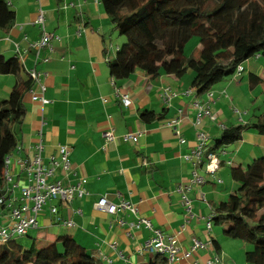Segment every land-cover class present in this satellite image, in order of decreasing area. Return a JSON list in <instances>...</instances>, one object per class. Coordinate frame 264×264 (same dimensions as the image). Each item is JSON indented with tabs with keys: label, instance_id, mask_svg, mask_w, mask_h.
<instances>
[{
	"label": "crops",
	"instance_id": "obj_1",
	"mask_svg": "<svg viewBox=\"0 0 264 264\" xmlns=\"http://www.w3.org/2000/svg\"><path fill=\"white\" fill-rule=\"evenodd\" d=\"M6 1L15 18L10 30H0V54L6 58L19 55L21 76L25 78L35 70L40 73L39 84L44 86L42 93L39 84L31 80L32 87L22 96L25 112L15 129L17 147L10 154L11 182H6L5 187L7 190L14 184L19 188L8 192V198L14 199L13 205L19 204L20 180L25 178L19 161L30 157L38 142L45 162L57 154L59 146L68 147L71 170L66 176L56 171L55 179H61L64 185L84 179L88 193L70 204L47 202L37 215L38 228L28 234L40 242H52L58 235L69 234L86 250L95 252L103 264H149L154 255L145 253L142 247L152 233L142 223L138 225L139 220L146 219L164 234L175 236L180 251L171 264H207L215 257L219 259L217 264H225L220 256L225 237L213 225L207 230L205 224L216 204L234 192L236 185L222 180L216 184L215 179L220 180V169L228 162L244 167L251 157L264 154V136L254 130L243 131L240 139L247 141L251 149L241 156H230L226 163L219 160L215 173H207L199 166V175L204 178L199 186H190L192 166L184 155L196 148L199 133L212 142L224 128L250 122L264 113V104L253 114L235 112V107H242L240 103L247 98H253L255 104L263 97L264 102L261 57L247 59L241 64L239 76L223 79L217 88L212 87L211 98L194 92L190 70L180 78L166 74L152 78L136 70L125 79H116L110 76L106 59L114 58L122 41L100 0ZM38 8L44 12V30L53 39L52 51L43 49L36 57L29 44L41 36L33 24ZM196 51L199 42L192 38L186 46V56H194ZM0 76V91L7 97L15 78ZM254 76L258 83L252 85ZM164 91L169 95L167 101L163 99ZM41 94L48 104L32 100L33 95ZM120 94L128 96V105L120 101ZM195 102L209 112L199 121ZM144 110L155 116L162 114L163 118L146 123L140 118ZM109 129L114 139L105 141L103 135ZM128 132L140 133L136 143L122 140ZM188 185L190 212L178 190ZM198 193L204 195V200L198 198ZM101 196L112 203H132L137 216L101 213L94 208ZM52 205L57 207L55 215L49 212ZM1 207L9 217L8 209ZM62 221L71 225L65 226ZM193 239L199 240L202 247L193 249ZM213 239L220 250L214 249Z\"/></svg>",
	"mask_w": 264,
	"mask_h": 264
},
{
	"label": "trees",
	"instance_id": "obj_2",
	"mask_svg": "<svg viewBox=\"0 0 264 264\" xmlns=\"http://www.w3.org/2000/svg\"><path fill=\"white\" fill-rule=\"evenodd\" d=\"M100 3L118 37L124 39L114 58L106 59L108 72L116 79H125L136 70L152 78L160 74L180 78L190 70L191 88L200 95L232 77L247 59L259 56L264 60V0ZM14 18L8 2L0 0V30H10ZM192 38L199 42L197 57L186 56ZM21 74L17 54L8 58L0 54V75L15 78L8 96L0 99V200L6 191L4 160L17 147L15 129L25 112L22 96L32 87L30 77ZM250 83H258V78L254 76ZM140 118L148 123L161 120L163 115L144 110ZM246 130L264 136V113L250 122L224 128L210 146L204 145L206 153L215 154L217 148L236 143ZM227 168L236 188L216 204L207 221L220 226L224 237L249 245L244 252L247 264H264V156L252 159L246 167L228 162ZM215 183L221 180L215 179ZM24 236L30 239L28 243L21 242L22 236L0 243V264H103L95 252L86 250L69 234L58 235L52 242L36 241L28 233ZM212 243L220 250L217 240ZM149 264H167L166 256L155 254Z\"/></svg>",
	"mask_w": 264,
	"mask_h": 264
},
{
	"label": "built area",
	"instance_id": "obj_3",
	"mask_svg": "<svg viewBox=\"0 0 264 264\" xmlns=\"http://www.w3.org/2000/svg\"><path fill=\"white\" fill-rule=\"evenodd\" d=\"M44 22V12L41 8H38L35 19L33 20V24L40 29L41 36L37 41L29 44V48L35 51L36 57L43 49L47 50L48 52L52 51L51 40L53 39V35L45 32ZM17 56L21 62V57L19 55ZM241 71L242 68L239 66L236 69L233 78L239 76ZM27 75L32 81L39 84L40 73L36 72L35 70H31L27 73ZM39 88L43 93L44 86L39 84ZM211 96L212 93L208 91L207 97L211 98ZM118 97L124 105L129 104L130 101L127 95L120 94ZM163 99L164 101L169 99V95L165 91L163 93ZM32 100H39L44 105L49 103V101L45 99L42 94L39 96L33 95ZM193 106L197 111V121L200 120V117L209 115L207 107L204 108L202 105L196 102L193 104ZM235 112L238 113L237 110ZM215 119L216 118L213 116L212 120ZM173 123L174 121H172L170 124L173 125ZM103 136L105 141H112L114 139L112 129L107 130ZM139 137L140 133L128 132L122 135L121 138L124 142L136 143ZM207 140L208 139L204 134L199 133L197 135L196 148L184 155V160L190 163L192 166L190 186H199L204 182V178L198 173L199 166H203L207 173H214L219 167V161L216 155L212 153H206L204 145H206ZM42 149V144L38 142L33 147L32 155L25 160L19 161L21 171H23L27 182L26 185L21 186L19 189V204L13 205L14 199L8 198L7 193L13 191V188H15L13 186L14 184L11 188L5 191V198L0 200V202H3L4 206L8 209L9 217L11 219L9 225L4 228H0V243L6 241L9 238L24 236L26 233H28V231L37 229V215L47 202L70 204L75 198L80 199L88 195L84 188V179L78 180L73 185H64L61 179H55L56 171L60 170L61 174L66 176L71 170V165L68 160V147L59 146L57 149V154L51 156L47 162H45L41 156ZM4 165V177L8 183L11 182V175L9 173L10 155L5 158ZM190 186L188 185L187 187H180L178 189L183 194L182 199L189 212L191 211V205L190 200L186 197V192L188 193ZM198 198L204 200V195L202 193H198ZM94 208L101 213L108 215H116L120 212L137 216V208L132 203L125 200H121L118 203H112L105 196L99 197V199L94 204ZM49 212L52 215L57 214V207L52 205L49 209ZM119 223L122 224L121 221H119ZM140 223H142V225H144V227L152 233L150 239L144 243L142 250L150 255L158 254L166 256L168 264H171L173 261H175L180 251L175 236L164 234L146 219L139 220L138 225ZM62 224L65 226L71 225V223L68 221H62ZM205 226L206 229L209 230L211 227V222L208 220ZM197 247H202V243L197 239H193V249ZM217 263H219V259L215 257L213 260L208 261L207 264Z\"/></svg>",
	"mask_w": 264,
	"mask_h": 264
},
{
	"label": "rangeland",
	"instance_id": "obj_4",
	"mask_svg": "<svg viewBox=\"0 0 264 264\" xmlns=\"http://www.w3.org/2000/svg\"><path fill=\"white\" fill-rule=\"evenodd\" d=\"M124 12H126V10ZM118 39H120L121 41L124 40L122 37H119ZM194 56H196V57L198 56L197 51L194 52ZM249 59H251V58H249ZM260 62L264 65L263 58H260ZM258 72H260V71H258ZM4 77H6V76H4ZM9 78L12 79V76H9ZM244 78H246V74H244ZM0 79H3V76H0ZM219 85L220 84H215L213 86V88L215 89ZM261 87L262 86L259 84L258 89H260ZM206 94H207V92L203 93L201 95L203 97H205ZM5 96L6 95H3V93H1V91H0V98H3ZM249 100H250V103H249ZM252 102H253V98L252 99L247 98V100H243V102L240 103L242 105V107H239V106L235 107L236 110L238 111L237 114L240 113V115H241L244 111H245V114H246V112H248V114H250V113L253 114L252 112H254V110H256V112H258V110H257L258 106L264 104L263 97H260V100L257 101V103H255V104ZM251 109H252V111H251ZM247 131H249V130H247ZM244 133H247V132L244 131ZM253 133H255V132H253ZM262 139H264V137H262ZM245 140H248L247 136H246ZM244 143H246V144H244ZM211 144H212V142L210 141V145ZM207 145H209V141L206 142V148H207ZM251 147L252 146L250 144H248L247 141L240 139L236 144L225 146L224 149H221V147L217 148L216 149V155L219 157L218 160H223L226 163V161H229L230 156L235 157L237 154H238V156H241L242 154H245L247 151H249L251 149ZM223 152H224V154H223ZM261 153H263L262 150H261ZM260 156H264V154H262V155L260 153L256 154L255 158L260 157ZM236 160L237 159H235L234 161H236ZM251 160H252V157L249 159V161H245L244 164H246V165L244 167H246L248 162H250ZM227 170H228V168L226 166H222V168L220 169V171H221L220 172V180H222V182H224V183L232 182L230 176L227 173ZM26 183L27 182H26L25 178H24V181H23V179L20 180V186L26 185ZM9 185L11 186L12 184L9 183ZM18 188H19L18 186L15 187L14 191L17 192ZM9 220H10L9 217H7V210H5V208H2L0 206V228H4L7 225H9L10 224ZM213 228L216 231H219L220 226L213 225ZM224 239L226 242L222 243L224 245V248H223L222 254H220L222 262H224L225 264H247L245 259H244V252H245V248H247V249L249 248V245H245L239 240H232V239H229L226 237ZM20 240L22 243H28L30 241V239H28L25 236L24 237L22 236V238H20Z\"/></svg>",
	"mask_w": 264,
	"mask_h": 264
},
{
	"label": "clouds",
	"instance_id": "obj_5",
	"mask_svg": "<svg viewBox=\"0 0 264 264\" xmlns=\"http://www.w3.org/2000/svg\"><path fill=\"white\" fill-rule=\"evenodd\" d=\"M232 77H233V76H232ZM215 172H216V171H215ZM215 172H214V173H215ZM201 177H202V176H201ZM211 227H212V225H211ZM211 227H210V229H211ZM210 229H209V230H210ZM217 258H218V257H217Z\"/></svg>",
	"mask_w": 264,
	"mask_h": 264
}]
</instances>
